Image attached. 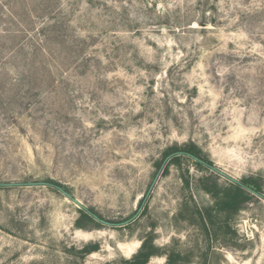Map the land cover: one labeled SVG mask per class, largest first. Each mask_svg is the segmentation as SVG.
Returning a JSON list of instances; mask_svg holds the SVG:
<instances>
[{"label":"rangeland","instance_id":"374dc122","mask_svg":"<svg viewBox=\"0 0 264 264\" xmlns=\"http://www.w3.org/2000/svg\"><path fill=\"white\" fill-rule=\"evenodd\" d=\"M188 143L264 195V0H0V264H264Z\"/></svg>","mask_w":264,"mask_h":264},{"label":"trees","instance_id":"16d2710c","mask_svg":"<svg viewBox=\"0 0 264 264\" xmlns=\"http://www.w3.org/2000/svg\"><path fill=\"white\" fill-rule=\"evenodd\" d=\"M192 156L198 158V160H194ZM168 159V163H179L182 159L185 160H192L193 163L201 169H205L209 172L210 176H217L218 174L213 171L210 166L212 163L210 159L207 157L205 153H203L198 147H196L192 143H188L182 146H171L168 147L165 151L164 159ZM49 186L57 187V189H62L67 191L63 185L60 183L49 179L47 181ZM207 192L210 191L209 187L204 188ZM253 190L257 193L263 194L262 186L257 179L252 177L243 178L239 183L230 182V187L227 192V197L219 203L221 209H226L229 211H237L241 209L244 203L250 201L251 199L255 198L254 195L250 190ZM140 200L139 203H141ZM78 212L80 213L81 217L89 220L91 222H96L92 214L101 218L98 214L93 212L91 209L79 208ZM145 246H141L139 250L133 254L129 259L125 260L127 264H146L149 257L152 255L151 252L144 251ZM98 249L96 245H87L83 250V255H87L91 252H94Z\"/></svg>","mask_w":264,"mask_h":264},{"label":"water","instance_id":"95a60500","mask_svg":"<svg viewBox=\"0 0 264 264\" xmlns=\"http://www.w3.org/2000/svg\"><path fill=\"white\" fill-rule=\"evenodd\" d=\"M192 158H193L194 160H198V158H196L195 156H192ZM198 161H201V160H198ZM210 168H211L213 171H215L216 173H220L221 175H223L224 177H226L230 182H233V183H239V181L233 179L232 177L227 176V175L221 173V172H220L218 169H216L214 166H210ZM158 175H159V171L156 173V175H155V177H154V179H153V181H152V183H151V185H150V187H149L148 193L151 191L153 185L155 184V182H156V180H157V178H158ZM60 190H62V189H60ZM249 190H250V189H249ZM62 191H63V190H62ZM250 191H251L254 195H256L257 197H259V198H261V199H264V195H262V194H260V193H257V192H255V191H253V190H250ZM66 196L69 197L70 199H72L67 193H66ZM80 208H84V207H80ZM92 216L94 217V219H95L96 221H99V222H101V223H106L105 221H103L102 219H100L98 216H96V215H94V214H92Z\"/></svg>","mask_w":264,"mask_h":264}]
</instances>
